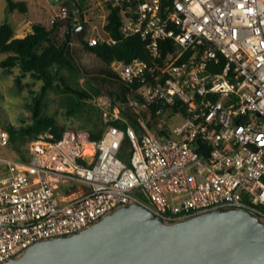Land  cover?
Listing matches in <instances>:
<instances>
[{
    "label": "built area",
    "instance_id": "1",
    "mask_svg": "<svg viewBox=\"0 0 264 264\" xmlns=\"http://www.w3.org/2000/svg\"><path fill=\"white\" fill-rule=\"evenodd\" d=\"M106 1L149 56L112 63L132 86L141 134L109 126L93 141L69 128L34 139L29 162L0 157L1 262L134 202L171 222L236 208L264 221V0ZM67 17L61 5L51 22ZM93 30L89 46L117 43ZM153 104L180 122L160 118L165 133L151 131L141 112ZM9 139L0 124V152Z\"/></svg>",
    "mask_w": 264,
    "mask_h": 264
},
{
    "label": "trees",
    "instance_id": "2",
    "mask_svg": "<svg viewBox=\"0 0 264 264\" xmlns=\"http://www.w3.org/2000/svg\"><path fill=\"white\" fill-rule=\"evenodd\" d=\"M82 14L81 20L71 14L66 19L57 18L47 26L41 22L32 23L31 31L24 37L16 36V29L9 21L0 24V54L6 55L0 61V66L7 71L19 69L16 83L21 86L26 78H32L40 84L38 92L29 105L32 113L31 122L15 127L8 124L5 128L9 132V145L14 146L21 162L30 160V144L40 134L50 132L55 139L72 127L59 124L55 117L45 114L47 98L51 93L61 95L67 118L76 119L81 129L91 133V140L102 139L109 126H117L125 130L130 124L137 131L141 130L136 122L138 114L129 102L135 95L132 86L123 83L112 68L114 61L129 63L135 58L149 60L144 41L134 36L124 38L121 34L123 17L119 7L108 4L109 13L104 25V31L117 40L115 45L89 46L85 38L76 35L79 24L85 20L87 0H76ZM61 5L67 7L66 1ZM11 12L27 13L28 5L25 1L8 0ZM99 59L102 65L87 71L88 77L85 86L79 84L81 70L77 62V46ZM108 98V119H104L102 111L97 107L99 97ZM115 109L119 110L120 117H115ZM176 110V109H175ZM148 111L141 112L147 121L148 128L164 134L159 130L158 122L164 112L158 113V107L151 106ZM184 115V108H181ZM126 159L125 155L121 156ZM149 203V202H148Z\"/></svg>",
    "mask_w": 264,
    "mask_h": 264
},
{
    "label": "water",
    "instance_id": "3",
    "mask_svg": "<svg viewBox=\"0 0 264 264\" xmlns=\"http://www.w3.org/2000/svg\"><path fill=\"white\" fill-rule=\"evenodd\" d=\"M66 1L69 20L82 14L76 0ZM82 21L76 35L86 37ZM0 264H264V221L236 208L213 210L181 221H167L134 202L104 215L68 236L41 240Z\"/></svg>",
    "mask_w": 264,
    "mask_h": 264
},
{
    "label": "rangeland",
    "instance_id": "4",
    "mask_svg": "<svg viewBox=\"0 0 264 264\" xmlns=\"http://www.w3.org/2000/svg\"><path fill=\"white\" fill-rule=\"evenodd\" d=\"M14 1H25L28 5L27 13L23 14L17 10L11 12L8 8V0H0V24L4 21H9L14 25L16 33H23L22 28L27 22L25 33L26 30L28 32L31 29L32 23L41 22L47 26L51 25V20L58 17L61 6V3H54L52 0ZM108 4L106 0H87L85 21L89 25L90 32H94L93 29L96 26L98 29L96 33H103V25L106 23L109 13ZM54 5L55 7H53ZM77 47V62L82 74L79 84L85 86V80L88 77L87 71L100 67L102 63L94 55L87 53L82 47ZM5 57L6 55L0 54V61ZM18 74V68L7 71L0 66V124L3 127L8 124L19 127L31 122L32 113L29 105L33 102V97L38 92L40 84L28 77L19 86L15 80ZM105 101L107 103L104 105ZM46 103L45 114L55 117L59 124H64L77 130L81 129V125L76 119L66 117L61 95L51 93ZM95 105L101 109L104 119H108V108L110 105L108 98L99 97ZM115 113H118V109H115ZM161 119L167 121L171 126H175L181 120L180 118L172 119L169 110L161 116ZM138 134H141L140 131H138ZM18 156L17 149L11 145L6 146L0 152V157L2 158H14L19 161ZM143 201L148 203L146 199H143Z\"/></svg>",
    "mask_w": 264,
    "mask_h": 264
},
{
    "label": "crops",
    "instance_id": "5",
    "mask_svg": "<svg viewBox=\"0 0 264 264\" xmlns=\"http://www.w3.org/2000/svg\"><path fill=\"white\" fill-rule=\"evenodd\" d=\"M52 21V20H51ZM28 25V22L23 26V33H16V36L17 37H24L28 32H30L31 31V29L27 32V30H26V33H25V27ZM105 25V24H104ZM104 25H103V33L105 32L104 31Z\"/></svg>",
    "mask_w": 264,
    "mask_h": 264
},
{
    "label": "bare ground",
    "instance_id": "6",
    "mask_svg": "<svg viewBox=\"0 0 264 264\" xmlns=\"http://www.w3.org/2000/svg\"><path fill=\"white\" fill-rule=\"evenodd\" d=\"M85 151L90 152V148L89 147L85 148Z\"/></svg>",
    "mask_w": 264,
    "mask_h": 264
}]
</instances>
